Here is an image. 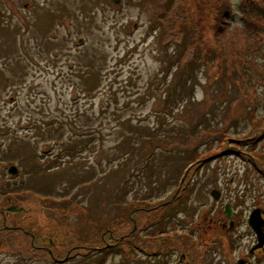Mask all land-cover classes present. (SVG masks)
<instances>
[{"label": "rangeland", "instance_id": "rangeland-1", "mask_svg": "<svg viewBox=\"0 0 264 264\" xmlns=\"http://www.w3.org/2000/svg\"><path fill=\"white\" fill-rule=\"evenodd\" d=\"M163 1L0 0V264H235L258 245L249 216L264 210V55L249 41L250 78L229 61L207 89L225 57L223 37L206 42L208 0L173 7L187 19L181 45ZM193 29L202 52L191 67ZM174 131L181 144H160ZM227 204L238 210L234 261ZM11 206L23 212L6 215ZM157 216L192 227L198 244L168 236ZM140 223L143 236L157 229L151 242L137 243Z\"/></svg>", "mask_w": 264, "mask_h": 264}, {"label": "trees", "instance_id": "trees-1", "mask_svg": "<svg viewBox=\"0 0 264 264\" xmlns=\"http://www.w3.org/2000/svg\"><path fill=\"white\" fill-rule=\"evenodd\" d=\"M179 0H164L162 5V10L166 13H168V17L169 19H171V24L172 26L176 29V35L177 37H179L178 40H175V44L174 45H181V44H185L184 41L187 37V33L186 31L183 29L184 24L186 23L187 19L185 16V13L183 11V7H182V11H180L178 13V15H176L175 10H173V7L176 6V3ZM181 2H184L185 0H180ZM183 6V5H182ZM240 13H243V23L245 24L247 30H248V35L250 37V41L252 42H258L259 47L256 49L260 54L264 55V45L261 44L260 42V37L261 35L264 34V0H241L240 3ZM200 8V10H209L211 12L212 15V19L214 20V26H215V33L216 35H221L223 33H225L226 28L230 25L231 22H233L234 18H235V13H234V9L233 6L228 2V0H208L207 3L204 6L199 5L198 6ZM169 12H172V15L169 14ZM202 30L203 27L199 26L197 27V30ZM191 35L192 37H194V45L193 47H191V51L189 56L190 57V62L189 65L191 67H193L195 64L200 63L201 62V44L200 42L202 41V36L195 30L193 29L191 31ZM222 37V36H221ZM174 40L171 37L169 38L168 41H172ZM167 41V42H168ZM179 42V43H177ZM224 44L221 45V47H223ZM190 49V47H189ZM189 49L187 50V52L189 51ZM186 52V54H187ZM200 53V54H199ZM185 54V56H186ZM224 54L222 52H219V56H223ZM255 55H257V52H255V54H252L251 52H246L245 50L242 49H236L234 52L230 53L229 55H225V57L223 59H221V61L219 63H217L216 67V72L214 73V77H210V79L208 80V83L205 85V87L208 89L209 86L212 84V80L216 79L220 76H223L225 74V63H228L229 61H231L232 63H236L238 62L241 66L239 69H236V71L238 72L237 74H242L244 76H247L250 78V72L254 71L257 67L256 62L257 59L255 58ZM184 56V59H185ZM214 56H218L216 52H214L213 57ZM191 63L193 65H191ZM193 70H191L192 73ZM228 75L229 77H231L233 75V70H228ZM261 72L263 73L264 70H261ZM234 74L237 76L236 72H234ZM192 75H194V73H192ZM193 77V76H192ZM255 96H252L249 94L246 95L247 99L249 97H256V95L258 96V93L256 92V89H253ZM204 103V102H201ZM196 121V120H195ZM198 121H196L195 127L197 126H201L202 124L197 123ZM197 123V124H196ZM239 135V134H238ZM255 137V136H253ZM152 139V140H150ZM179 137L177 135V133L174 131L173 134H171V136H167V138H165V140L163 139H159L160 144L162 145H170V144H181L179 143ZM148 141H150L148 143V146L150 144H152L151 146H149V152L146 154L147 158L151 159L152 156L151 154H153L154 152L157 151L158 149V137L154 136L153 138L148 137L147 138ZM163 141V142H161ZM238 141V140H235ZM251 143L250 146L253 145V150H254V146H256V142H252L251 139L249 140ZM147 142V141H146ZM240 143L241 146L242 145V141H238ZM248 143V145H249ZM189 147H192L193 149H191L192 151V155L197 153V148L194 144V141H192V143H189ZM223 153V152H221ZM56 160L60 161L61 158H56ZM55 160V161H56ZM56 163V162H55ZM205 163H208V161H205ZM49 169V168H47ZM114 172V167L111 168ZM9 194L13 193V191L8 192ZM10 199V198H9ZM40 200H47V201H51L54 203H58L59 200H57L54 197H47V199L43 198V197H39ZM76 201V200H74ZM23 212V211H22ZM6 215H8L10 212H7L5 209L4 212ZM17 213V212H16ZM20 213V212H19ZM157 230V229H156ZM158 233H161V231H158ZM153 236L155 237V234H153ZM160 236V235H159ZM149 240H146L145 242H148ZM143 243V242H142ZM118 247V246H117ZM106 249V248H105ZM142 251H149V249H142ZM146 253V252H145ZM52 257L54 258V256L52 255Z\"/></svg>", "mask_w": 264, "mask_h": 264}, {"label": "clouds", "instance_id": "clouds-1", "mask_svg": "<svg viewBox=\"0 0 264 264\" xmlns=\"http://www.w3.org/2000/svg\"><path fill=\"white\" fill-rule=\"evenodd\" d=\"M228 2L233 6L237 19L230 23V25L226 28L225 33L217 36L214 31H210L206 37V42L209 46L215 47L220 44V37L222 36L224 39V46L217 47V51L222 52L224 55H229L236 49L245 48L250 41L248 30L245 24L239 19L243 13H240L235 7L241 3V0H228Z\"/></svg>", "mask_w": 264, "mask_h": 264}, {"label": "flooded vegetation", "instance_id": "flooded-vegetation-1", "mask_svg": "<svg viewBox=\"0 0 264 264\" xmlns=\"http://www.w3.org/2000/svg\"><path fill=\"white\" fill-rule=\"evenodd\" d=\"M215 198V197H214ZM219 198V197H218ZM218 198H216V199H218ZM162 208V207H161ZM233 210H234V213H233V217L232 218H230V225H229V231H228V234H227V237H226V242H227V250L228 251H230V250H232V253H233V250H234V254L232 255V253H230L231 254V257L229 258L230 260H232V261H234L235 260V258H236V251H235V249H236V247H238V242H237V233H238V223H237V221H236V219H237V211L238 210H235L234 208H233ZM222 216H225V217H227V215L226 214H224V215H222ZM225 217H223V218H225ZM232 223H233V225H232ZM165 229H167V231L169 232V233H167V235L168 236H172V235H174L176 238H184V239H186L187 240V238H188V235L189 234H192V233H189V230L190 229H192V227H187V229H186V227H184V226H180V225H178V224H172L170 227H168V225L166 224L165 225ZM142 234V233H141ZM165 237L167 236L166 234H163ZM192 237H193V239L194 240H192L193 241V243L195 244H198V239L195 237V235L194 234H192ZM137 243L139 244V241H137ZM206 246V245H205ZM209 247L207 246V250L209 251ZM153 251H155V250H153ZM156 252H158V250H156ZM231 252V251H230ZM257 252L258 253H263L264 252V250H262V249H259V250H257ZM154 253V252H153ZM184 254V253H183ZM157 256V255H156ZM155 256V257H156ZM253 254H250V253H246L245 252V250H244V252H243V255L241 256V257H239L238 259H237V261H236V263H238V261L239 260H244V261H246V264H256V262H255V257L253 258ZM182 258L183 259H185V258H187L185 255H183L182 256ZM250 262V263H249ZM166 263V262H165ZM235 263V264H236Z\"/></svg>", "mask_w": 264, "mask_h": 264}, {"label": "water", "instance_id": "water-1", "mask_svg": "<svg viewBox=\"0 0 264 264\" xmlns=\"http://www.w3.org/2000/svg\"><path fill=\"white\" fill-rule=\"evenodd\" d=\"M115 4H118L121 0H112ZM10 173L13 175H16L18 173V170L16 168V166H12L10 167ZM216 197H218V195H215ZM22 208H18L16 206H11L8 208V212H20L22 211ZM227 211L229 212V217L232 216L230 213V209L229 206L227 208ZM250 224L253 227L254 231L257 233L258 235V245H256L252 252L255 251L258 248H261L264 246V219L261 217V210L260 209H256L252 212L251 216H250ZM238 264H242L241 262H239Z\"/></svg>", "mask_w": 264, "mask_h": 264}]
</instances>
